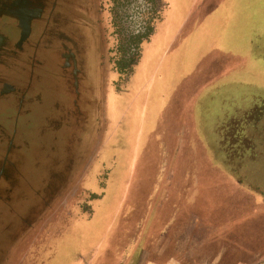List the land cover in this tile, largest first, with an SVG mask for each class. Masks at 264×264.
<instances>
[{
	"label": "rangeland",
	"instance_id": "1",
	"mask_svg": "<svg viewBox=\"0 0 264 264\" xmlns=\"http://www.w3.org/2000/svg\"><path fill=\"white\" fill-rule=\"evenodd\" d=\"M139 1L141 2V0H131V3L128 4L130 7L128 6L122 10H127L126 15L134 14L137 7H131V5L136 6ZM166 1L170 2L168 18L164 24L160 25L153 46L147 47L149 49L152 46L151 49L149 51L146 49L144 56L141 51L133 52L130 50L127 55H130V57L124 65L114 67L112 61L109 60L106 67L107 71L104 79L107 83V94L109 88L114 89L112 96H109V116L111 125H115L111 134L110 130L107 131L111 135L109 136L110 144L106 149L108 151L107 157L105 154L101 158L105 161L106 166L97 157L90 170V175H88V179L92 181L88 180L87 183L81 186L84 192H86V189L90 190V192L88 191L91 196L90 200H75L72 202L68 200L62 203L66 206L68 204L67 212L64 213L66 215L63 220L62 217L56 218L61 226L54 233L55 235L51 239L52 242L49 243L50 246L64 232L63 221L66 222L65 225L73 226L66 236L64 235L59 240L62 253L58 257L59 259H54V264H62L64 261L65 264H71L75 255L72 256L70 250L75 247L80 250L78 251L80 252L79 258L84 260L87 257L89 259L90 252L88 250H98L104 236L108 233L110 235L108 242H111L115 233L124 223L142 224L143 218L140 214H143V211L148 207V198L153 192L154 196L162 197L164 187L156 194L158 190H156L155 184L152 183V177L149 178L148 169L143 168L139 174H136L132 184L130 174L133 169H128V162L131 160L130 153L133 149L130 137H134L139 132L142 115L148 116L150 114L152 91L158 94L157 99L159 102L164 99L162 104L171 105L174 111L178 110L177 113L180 116H189L196 120L195 143L200 161L203 162L204 168L201 170L213 180V182L208 181V178H205L206 175L203 177L200 185L201 194H208L210 190V188L205 187L207 181L214 188L210 190L214 193H221L223 188L227 190L228 187L235 193L244 192L245 189L243 190L239 185H235L233 181L227 182V178H233L227 174L226 169L219 171L216 168V165L222 162H228L231 168L233 166L239 167V171L244 170V165L247 170L248 165H254L257 172L255 179L260 180L261 176V182L259 181L261 186L259 185V187L264 190V45L258 46L260 42L255 41L253 43L252 41L262 36L264 25L258 24V21H260L259 12L254 8V0H248L247 2L236 0L231 4L232 7L224 0H154L156 16L163 17L166 14V9L163 8ZM262 10L264 12V9ZM137 11L140 12V10ZM260 17L262 19L264 17L262 12ZM157 21L155 20V23ZM126 27H129V24ZM259 32L261 33L259 34ZM119 39L121 40V36L118 35L116 40L112 42V46L116 44L117 48ZM261 39H264V35ZM123 41L124 38L122 37ZM165 53L168 58L165 60L163 75L161 78H156L153 84L155 87L150 86L149 82L153 80L152 77L157 72L158 63ZM120 56L118 54L110 58L115 60L121 58ZM255 61H257V64L254 63ZM248 66H251L250 69L259 76L256 78H261L257 81V84H259L263 94L259 96L258 101H255L253 94L250 93V101L244 104V99L241 98L242 89L234 90L233 93H226V91L224 93L223 90L221 91L218 88L222 83L228 85L232 82L238 83L239 87L243 88V85H246L248 81L247 79H245L246 82L243 81L245 78L244 71ZM259 72H261V76L258 74ZM96 75L95 73L94 77L91 76L92 81ZM150 87L153 88L149 90ZM231 95L234 98L233 100L232 98L229 99L231 100L230 103L227 97ZM53 96V100L56 99V95ZM47 99L49 100V98ZM222 101L228 102L222 103ZM235 106L240 107L242 110L245 109L244 112L249 114L247 116H253L251 119L252 125H257L256 130L252 129L256 132L252 134L249 140L252 149L247 151L248 154L242 153V158L245 157L243 161L238 158L234 160L227 149L226 135L229 128L227 125L225 127L224 124H227L228 119L231 121L233 117L243 118V116H234ZM247 109H249V112ZM226 112L229 113V116H225ZM123 116L124 121L121 124L123 128L121 126L122 129H117V125ZM87 117H26V126L22 125L25 129L23 130L25 135L24 137L22 134L18 135H20L19 140L21 143L27 142L25 148L22 147V152L27 154V163L24 168L21 167V175L18 174L15 186L14 184L11 186L13 189L10 194L11 203L14 206L7 208L0 204L1 251L8 246L16 232L22 229L25 223L27 226L34 223L37 216L47 207L54 192V190H50L51 183L55 179L53 175L59 174L58 183L60 184L55 192L57 194L61 185L70 181V170L72 171L73 162L78 163L79 160L85 158L86 153L83 151L82 143L86 126L89 123L85 122ZM187 117L184 119H187V124H190L191 121ZM248 120L249 118H247L249 123ZM52 123L54 131L49 132L51 135H47L48 138L44 136V139H40L42 128L44 131L47 126L50 129ZM223 127L225 128L222 129ZM114 128L117 130L114 131ZM217 129L218 133L215 135ZM185 136L190 138L187 133ZM145 141H150L148 136H145ZM50 152H53V155L51 153L53 161L51 158H45V155H50ZM134 152L137 153V161L141 165L155 155L154 148L150 146L144 147L143 151H136L135 146ZM41 153H43V158H39ZM113 154L116 155V158L113 157ZM129 156L130 159L127 161ZM157 157L158 154L156 160L159 161ZM110 170L111 174L106 179L107 186L104 187L105 179L102 178L105 176L103 175ZM77 171L81 176L84 175L86 169L84 171V169L78 168ZM259 172L263 174L258 175ZM154 175L157 177L158 172L156 173L153 169L151 176ZM20 176L23 178L20 179ZM141 177L144 178L140 183L139 179ZM101 187H104L105 191ZM171 191L174 193V190ZM177 191L180 192L179 189ZM84 192L82 191V193ZM56 194H53V196H57ZM103 194L107 195L104 198L105 200L98 201L99 198L104 196ZM262 195L264 196V192ZM84 201L85 207L82 206ZM121 207L128 208L123 217L120 212ZM156 207H154V211H156ZM163 210L164 212H162ZM163 210L158 215H165L171 209L167 208L165 210L164 208ZM82 213L84 214L82 216L84 221H77L81 218ZM116 214H119V216ZM22 220L25 221L22 222ZM6 223H11L12 230L5 233L2 232V226ZM157 225L160 227V232H162L163 222ZM110 227L111 229H109ZM135 240L136 236L132 238V242H135ZM49 244L45 245L44 252L50 247ZM47 246L49 247L47 248ZM46 261L44 260L43 263Z\"/></svg>",
	"mask_w": 264,
	"mask_h": 264
},
{
	"label": "flooded vegetation",
	"instance_id": "2",
	"mask_svg": "<svg viewBox=\"0 0 264 264\" xmlns=\"http://www.w3.org/2000/svg\"><path fill=\"white\" fill-rule=\"evenodd\" d=\"M129 3L131 0H0V204L7 208L14 206L11 203V186H15L18 174L21 175V167L24 168L27 163V154L22 152V147L25 148L27 142L23 140L24 144L21 143L18 135H25L22 125L26 126V117L88 116L85 122H89L82 143L85 158L77 160L78 163L73 162L70 181L61 183L57 194L55 192L60 184L59 174L53 175L55 179L50 190L54 192L47 207L37 216L34 223L29 226L25 223L8 246L0 250V264H42L44 260L47 261L43 264H54V259H59L62 253L59 240L66 236L73 226L65 225L66 222L63 221L64 232L62 231L61 237L50 246L54 233L61 226L56 218L62 217L63 220L66 215L64 213L67 212L68 204L66 206L62 203L68 200L86 201L91 198L88 194L90 190L86 189L84 192L81 186L88 180L92 181L88 179V175L96 158L101 159L105 154L107 157L109 136L115 126L111 125L108 103L114 89L109 88L107 94V83L104 79L106 67L109 60L114 67L124 65L130 57L127 56L130 50L141 51L144 56L147 47L153 44L160 25L168 18L170 10V2L166 1L163 7L166 14L163 17L156 16L154 0H141L136 6L131 5L137 7L140 12L136 10L134 14L126 15L127 10L122 9L130 7ZM155 20H158L157 23ZM127 24L129 27H126ZM130 25H133L132 28ZM118 35L121 40L119 39L116 48V44L112 46V42ZM118 54L121 58H110ZM95 73L97 75L92 81L91 76L94 77ZM53 95H56L54 100ZM123 121L124 116L117 129L121 128ZM53 127L52 123L50 129L48 126L45 131L42 128L40 139L51 135L49 132L54 131ZM117 129L114 128V131ZM131 141L134 142V139L131 138ZM134 149L135 147L128 162V169H133L130 174L131 184L136 174L143 168L148 169L149 178L152 177V183L158 190L156 194L164 187L162 197L154 196L153 192L148 198V207L140 214L143 218L142 224L124 223L111 242H108V233L98 250H88L89 259L79 258L80 250L77 247L70 250L72 256L75 255L71 264H161L164 244L167 243L168 248L173 250V242L176 241L178 233L173 234L169 228L165 232L166 219L163 215H158L166 208L168 193H172L174 187L166 184L171 169L167 170L166 162H159L154 156L142 165L139 164ZM51 153L53 155V152H50L45 158L52 159ZM113 157L116 158V155L113 154ZM39 158H43V153ZM129 159L130 156L127 161ZM101 162L106 166L105 161ZM78 168L84 171L86 169L84 175L80 176ZM153 169L158 172L157 177L151 176ZM110 174L111 170L103 175L104 187L107 186L106 179ZM22 178L20 176V179ZM143 178L139 179L140 183ZM99 180L101 181V178ZM104 187H101L103 191ZM174 192L178 193L177 188H174ZM53 194L57 196L54 197ZM103 195L98 201L105 200L107 195ZM85 201L83 207L86 206ZM184 202L181 203L182 207ZM127 211L126 207L120 208L122 217ZM83 213L77 221H84ZM161 222L162 232L157 225ZM181 222L183 228L184 221ZM6 224L2 226V232L5 233L12 230L11 223ZM134 236L136 240L132 242ZM46 244H49L50 247L47 248L49 247L50 251L47 249L44 252ZM62 264H65V261Z\"/></svg>",
	"mask_w": 264,
	"mask_h": 264
},
{
	"label": "crops",
	"instance_id": "3",
	"mask_svg": "<svg viewBox=\"0 0 264 264\" xmlns=\"http://www.w3.org/2000/svg\"><path fill=\"white\" fill-rule=\"evenodd\" d=\"M224 1L231 6L236 0ZM253 3L254 8L259 12L260 21L258 24L264 25V17L263 19L260 17L261 12L264 15L262 10L264 9V0H254ZM263 35L264 30H262L261 37L252 40L253 43L258 41L260 42L258 46L264 45V39H261ZM167 58L168 55L165 53L158 63L157 72L152 77L153 80L149 82L150 86H153L156 78L162 77ZM254 63L257 64V61ZM250 67H246L244 71L243 81L246 82L245 79L248 81L246 85H243V88H240L238 83L232 82L228 85L222 83L218 89L223 90L224 93L225 91L233 93L234 90L242 89L241 98L244 99V104L250 101V93L253 94V99L258 101L259 96L263 94L257 84L261 78H256L259 76ZM261 72L258 73L260 76ZM153 87H150L149 90ZM154 89L156 90V88ZM152 93L150 114L142 115L139 132L130 138L134 139V142H131L133 147L136 146V151H143L146 146L154 148V158L158 154L157 158L163 163L166 162L167 169H171L166 184L174 186L173 190L174 188L180 190L176 194L175 192L168 193V204L165 209L171 210L163 215L167 221H164L165 232L169 228L170 232L178 233V236L173 242L175 245L173 250L168 248L167 243L164 244L161 264H264V196L262 195L264 190L259 187L261 176L260 180L255 179L257 176L255 166L248 165L247 170L244 165V170L239 171V167L231 168L228 162L218 163L216 168L219 171L226 169L227 174L233 178L226 177L227 182L233 181L235 185H239L245 190L235 193L228 187L227 190L223 188L221 193L211 192L210 190L214 188L208 181L213 182V180L207 173L202 172L203 162L200 161L196 149V120L189 116H180L177 113L178 110L174 111L171 105L162 104L164 99L159 102L158 94L155 91ZM230 98L232 95L227 97L231 103ZM228 101H222V103ZM244 110L235 106L234 116H243V118L233 117L231 121L228 119L227 124H224L229 128L226 135L229 154L234 160L238 158L242 161L245 160L244 156L242 158V153L248 154L247 151L252 149L249 140L256 132L255 128L257 127L251 123L253 116H247L249 114ZM247 111L249 112V109ZM227 112L225 116H229ZM185 117L191 121L190 124H187ZM247 118H249V123ZM186 133L190 138L185 136ZM217 133L218 129L215 135ZM145 136H148L150 141L146 142ZM215 154L217 155V153ZM262 174V172L258 173V175ZM204 176L208 178L205 186L207 189L210 188L208 194H200V185ZM182 202H184L183 207L181 206ZM181 221H184L183 228Z\"/></svg>",
	"mask_w": 264,
	"mask_h": 264
}]
</instances>
